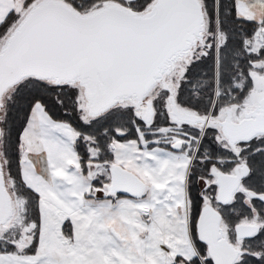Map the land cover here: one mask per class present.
Here are the masks:
<instances>
[{
    "label": "snow or ice",
    "instance_id": "6c2138e0",
    "mask_svg": "<svg viewBox=\"0 0 264 264\" xmlns=\"http://www.w3.org/2000/svg\"><path fill=\"white\" fill-rule=\"evenodd\" d=\"M0 264H264V0H0Z\"/></svg>",
    "mask_w": 264,
    "mask_h": 264
}]
</instances>
